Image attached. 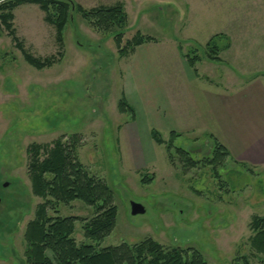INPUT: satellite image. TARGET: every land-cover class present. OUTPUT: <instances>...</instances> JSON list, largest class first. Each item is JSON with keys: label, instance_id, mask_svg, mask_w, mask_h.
Masks as SVG:
<instances>
[{"label": "rangeland", "instance_id": "374dc122", "mask_svg": "<svg viewBox=\"0 0 264 264\" xmlns=\"http://www.w3.org/2000/svg\"><path fill=\"white\" fill-rule=\"evenodd\" d=\"M67 1L74 10L68 12L60 48L55 27L37 4L11 10L24 50L38 58L62 52L51 66L27 63L0 30V264H27L25 228L41 202L31 191L28 146L71 136L77 159L111 188L116 206L115 224L97 249L151 238L165 250L195 248L207 264H233L240 255L260 264L250 247L249 223L264 214V163L255 162L259 155L248 148L253 141L248 131L264 124V0ZM76 4L86 9L121 4L127 23L119 47L136 32L154 40L121 56L115 33L91 27ZM212 36L220 47L215 58L206 48ZM186 55L198 59L192 68L201 80H185ZM174 70L180 82L172 80ZM174 82L189 85L174 90ZM215 85L224 90V116L203 92ZM234 91L235 111L226 107ZM123 96L136 108L135 120L118 109ZM152 128L165 141L174 128L173 147L199 163L188 166L176 154L170 163L165 146L150 136ZM208 134L235 146V157L207 164L213 149ZM147 176L152 178L142 181ZM132 202L144 212L132 214ZM57 214L77 217L72 233L77 244L92 242L82 228L83 219L94 214L91 206L76 199L59 204Z\"/></svg>", "mask_w": 264, "mask_h": 264}, {"label": "trees", "instance_id": "16d2710c", "mask_svg": "<svg viewBox=\"0 0 264 264\" xmlns=\"http://www.w3.org/2000/svg\"><path fill=\"white\" fill-rule=\"evenodd\" d=\"M21 3L37 4L44 11V20L55 27L56 41L62 46V32L68 12L74 10L67 0H4L0 2V30L7 31L16 46L22 51L24 59L37 69L51 66L62 58V52L56 56L44 58L34 57L23 49L22 43L14 34L12 27L13 14L11 10ZM75 11L87 21L91 27L103 32H114L116 45L119 47L122 30L127 23V15L121 4L98 5L86 9L76 4ZM212 36L206 43L209 57L215 58L220 48ZM154 37L136 32L118 51L121 56L133 51L137 45L153 41ZM227 47V45L225 46ZM222 48H224L222 46ZM187 63L193 67L197 58L185 56ZM194 71H196L193 68ZM119 111L128 112L134 119V109L121 97L118 101ZM178 133L170 132V138L165 141L160 133L152 128L150 136L157 144H164L167 158L174 163L175 154L188 166H194L199 160L189 157V152L173 147V138ZM211 137V136H210ZM213 139L212 158L207 164L221 163L229 156L228 150L215 138ZM76 136L69 140L63 137L48 143H31L27 148L29 153L28 172L31 191L41 198L36 204L34 218L27 222L24 237L26 240L25 261L27 264H207L201 253L191 247L174 246L167 250L151 238L129 244L105 246L97 249L95 245L110 233L116 217V206L113 203L111 188L103 179L90 174L77 159L75 153ZM147 176L142 181L150 180ZM81 200L93 208L94 214L84 220L83 234L90 243L77 244L72 237L75 216H60L57 214L59 204ZM52 213L51 214H49ZM249 227L252 234L249 237L250 247L264 264V214L254 215ZM47 252H50L51 257ZM233 264H251L245 255L237 256Z\"/></svg>", "mask_w": 264, "mask_h": 264}, {"label": "crops", "instance_id": "0c3cea01", "mask_svg": "<svg viewBox=\"0 0 264 264\" xmlns=\"http://www.w3.org/2000/svg\"><path fill=\"white\" fill-rule=\"evenodd\" d=\"M146 43H148V42H146ZM146 43H143V44H140V45H137L136 47H134L133 51H131V54H134V52L136 51L137 47H140V46H142V45H144ZM188 68L190 69L189 70L190 72H186V75L187 76L190 75V76L185 77V80L187 78L188 81L193 82L195 79H200V80L202 79L201 77H199L197 75L198 72H195L192 67L188 66ZM169 74L171 75L172 80L179 79V82H180L181 76L179 75V73L176 70L169 71ZM136 79H142V78L139 77V78H136ZM204 80H206V79H204ZM206 82H208V81H206ZM176 83L177 82H174V90H175V87L181 86L180 88H185V87H188V85H189L186 82H183V84H180V83L179 84L178 83L176 84ZM137 85L139 87L140 86V83H137ZM217 91H220V93H221L220 96L217 93ZM223 91H224L223 88L217 87L216 85L214 87V90L212 89L211 91L203 89V92L206 93L205 94L206 97H209V99L212 98L213 101H215L217 103V105H220L221 106V108H222V115L224 116V113H223V108H224L223 102H225L224 101V97L225 96L223 94L224 93ZM209 94H211V95H209ZM126 96H127L126 99L128 101L129 100L128 99L129 98L128 97V94H126ZM210 96H212V97H210ZM228 98H230V99L227 100V102H228L227 104L228 105L226 107H233L234 108V111H235V91L232 92V94L230 93L229 96H228ZM229 101H231V102H229ZM128 102L130 103L131 101H128ZM133 109H134V112H135V115H134V120H135L137 110H136L135 107ZM152 110H154V111L157 112L159 109L157 107H153ZM171 110L175 113L174 116L177 117L175 110L174 109H171ZM232 115H233V119L230 120V124L231 125H235V112L232 113ZM131 120H133V119H131ZM262 125L264 126V124H261V125L259 124L258 126H255V132L254 133H251L250 131H248L249 132V135L253 137V141H249L250 144H249V147L248 148H249V150L251 148L252 149H255L254 154H256V155L258 154L259 155L258 157L255 158V162H259L260 164H263L264 163V130H262ZM172 131L175 132V133H177L176 131H174V128L172 129ZM208 136L209 137L211 136L210 137L211 139L212 138H215L218 141V139L215 136H213V134H208ZM218 142H220V141H218ZM221 144L228 150L229 156L233 155V153L235 154V149H234L235 146L232 145L231 147H227L223 143H221ZM228 148H230V149H228ZM166 156H167V154H166ZM233 156L235 157V155H233ZM237 159H239V157H237Z\"/></svg>", "mask_w": 264, "mask_h": 264}, {"label": "water", "instance_id": "95a60500", "mask_svg": "<svg viewBox=\"0 0 264 264\" xmlns=\"http://www.w3.org/2000/svg\"><path fill=\"white\" fill-rule=\"evenodd\" d=\"M4 0H0V2H2ZM144 212V207L136 202H132L131 203V213L132 214H138V213H143Z\"/></svg>", "mask_w": 264, "mask_h": 264}, {"label": "flooded vegetation", "instance_id": "af4514ba", "mask_svg": "<svg viewBox=\"0 0 264 264\" xmlns=\"http://www.w3.org/2000/svg\"><path fill=\"white\" fill-rule=\"evenodd\" d=\"M7 185H8L7 182H3L2 183V187L3 188H5ZM3 196H4V193L0 190V203H1L2 199H3Z\"/></svg>", "mask_w": 264, "mask_h": 264}]
</instances>
